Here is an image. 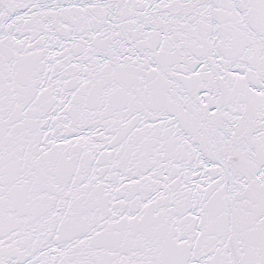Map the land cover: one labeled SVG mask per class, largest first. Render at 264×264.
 <instances>
[{
    "label": "snow or ice",
    "instance_id": "obj_1",
    "mask_svg": "<svg viewBox=\"0 0 264 264\" xmlns=\"http://www.w3.org/2000/svg\"><path fill=\"white\" fill-rule=\"evenodd\" d=\"M0 264H264V0H0Z\"/></svg>",
    "mask_w": 264,
    "mask_h": 264
}]
</instances>
